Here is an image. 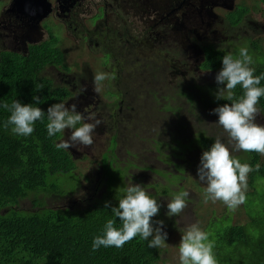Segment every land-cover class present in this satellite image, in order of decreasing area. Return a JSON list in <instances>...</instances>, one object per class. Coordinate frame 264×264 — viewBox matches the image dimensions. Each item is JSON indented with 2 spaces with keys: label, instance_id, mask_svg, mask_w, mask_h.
<instances>
[{
  "label": "flooded vegetation",
  "instance_id": "1",
  "mask_svg": "<svg viewBox=\"0 0 264 264\" xmlns=\"http://www.w3.org/2000/svg\"><path fill=\"white\" fill-rule=\"evenodd\" d=\"M13 1L0 0L1 3H8V5L4 4L0 7V52L7 51L21 56L27 55L30 46L37 44L35 43L36 32L40 30L35 27L41 26L43 32L48 36L44 41L51 38L55 40L53 44L63 53L65 64V67L46 65L42 74L53 79V82L55 81L54 77L73 81L77 77L76 71L73 70L74 67H78L77 61L67 66L65 49L58 46V44H63L59 43L57 38L53 37L50 31L41 25V21L51 18L62 27L64 41L72 39L81 43L75 57L81 56L84 52L97 54L98 61L105 68L106 74H114L116 77L115 80L106 81L107 87L104 95L94 91L91 94L74 95L75 85H60L67 91L61 102L65 101L67 104L71 98L76 97L78 111L93 112L97 110L99 119L111 129L112 134L109 137L108 145L114 141L115 155L118 143H125L123 142V136H125L128 147L124 144L123 146L129 148L127 152L131 153L129 163L138 168H140L138 163L150 166L148 168L154 167L152 163H163L158 157L150 161L149 164L146 160L134 159L135 156L139 158L145 151L138 152L140 140L134 141L133 138V136L140 137L134 129L135 124L131 117L137 113L135 110L130 112V106H134L136 109L135 104L139 99L136 98V95L144 94L147 99L162 98L164 103L160 105L159 111L176 120L180 109L169 105V100H177L179 98L178 91L182 87L180 86L181 78L176 76L178 70L175 69L174 64L189 66V70L192 72L195 71L209 77L216 70L202 67L209 62L208 56L211 50L227 54L225 52L227 49H234L238 44L247 42L251 36H254L247 34L248 30H242L244 24H248V28L254 31L260 27L259 22L253 19H248L244 23V19L248 15L249 5L247 3L249 0H48L51 12L46 18L40 20L12 11L10 5ZM253 1L261 2V0ZM243 10H247V12L242 14ZM153 49L155 50L152 51ZM149 51L152 52L145 56L144 53ZM52 71H56V73ZM192 72L187 75L189 83L193 82L191 89L202 90L210 97L207 82L204 86H199ZM83 85L84 83L79 86V89ZM134 85H137L135 91L132 90ZM168 85L170 86L167 87ZM188 94L193 95L192 91ZM104 97H106L105 101L101 102ZM188 103L189 122L187 128L182 127L187 133L180 141L182 144L177 145L178 150L175 151V156L169 155L173 162L172 165L177 166L175 173L182 177L178 178L180 181H184L186 176L191 173L189 156L200 157L202 152L207 150V142L213 143L214 141L208 127L202 125L197 130L194 129L195 114L194 109L191 108L194 102L190 100ZM155 114H157L156 110H150L144 117ZM203 123L205 124V119ZM128 125H133V131L132 129L130 131ZM66 131V137H68L71 130L66 129ZM148 141L150 148L152 147L151 152L157 155L172 151L171 146H165L161 140L151 138ZM152 144H156V146H152ZM172 146H175L174 143ZM67 151L73 159L72 152L69 149ZM103 155L104 153H102L98 165L104 172L103 189L105 190L109 187L108 179L113 185L121 179L119 184L121 188H124L127 186V175L132 172H136L137 176L144 173L128 166L126 175L117 171V176L112 177L111 171L107 172L103 169L106 168V165H111L108 164L110 154H107L102 160ZM164 166L167 170L169 169L167 165ZM152 175L153 173H148V177ZM156 180L151 177V184H155ZM164 181L167 182L165 186H158L159 188L164 187L161 193L160 191L157 193L156 188L152 185L149 187L160 196L167 194L172 183L165 179ZM98 189H100L99 185H95L94 190Z\"/></svg>",
  "mask_w": 264,
  "mask_h": 264
},
{
  "label": "trees",
  "instance_id": "2",
  "mask_svg": "<svg viewBox=\"0 0 264 264\" xmlns=\"http://www.w3.org/2000/svg\"><path fill=\"white\" fill-rule=\"evenodd\" d=\"M261 2L264 4V0ZM246 12L243 10L242 14ZM54 41L51 38L32 45L24 56L0 52V264H156L161 261L164 249L149 248L148 241L139 235L122 248L92 249L93 237L102 234L106 220L113 218L111 210L105 209V202L115 206L120 194L102 196L83 209L43 207L45 201L39 199L32 201L31 210L15 208L30 193L47 196L51 194L49 191L58 192L59 176L73 173L80 177L75 173V161L69 152L56 148L61 134L48 136L46 119L36 121L34 132L29 136L16 135L11 126L4 127L10 115L2 107L4 103L10 104L16 99L22 104H34L33 97L38 96L41 102L36 106L46 112L49 105L65 98V87L54 84L53 79L42 74L46 65L65 67L63 53L53 44ZM223 55L221 51L211 50L209 62L202 68L218 72L222 68ZM254 69V75L264 76V65ZM259 86L264 87V79ZM180 91L187 92L183 87ZM235 93L237 96L242 93L239 86ZM213 101L217 105L230 103L217 98ZM257 107L264 113V96L259 99ZM178 135L175 133L168 143L181 145ZM211 144L207 142V149ZM243 154L233 157L253 168L247 177V184L252 188L248 196L258 194L260 197L252 201L253 208H247V223L226 224L222 220L221 223L226 225L212 233L217 234L220 248H226L222 254H216V258L221 256V264H264V203L261 202L264 191L258 193L256 188V183L264 180V159L256 152ZM46 181L52 182L48 184ZM108 183L110 186L109 179ZM106 190L108 192V188ZM116 219L119 227V218Z\"/></svg>",
  "mask_w": 264,
  "mask_h": 264
},
{
  "label": "rangeland",
  "instance_id": "3",
  "mask_svg": "<svg viewBox=\"0 0 264 264\" xmlns=\"http://www.w3.org/2000/svg\"><path fill=\"white\" fill-rule=\"evenodd\" d=\"M4 4L8 5L7 2H0V7ZM247 4L249 5V10L248 15L244 19V23L248 19H253L259 22L260 27L259 29L254 31L253 29L248 28V24H244L242 30H248L247 34H253L254 36H251L249 41L238 44L234 49L229 48L225 52L232 53L234 56H238L239 48L241 46L247 47L249 50V54L253 57L254 60L252 67H256L258 65H264V4L260 1L254 2L253 0H249ZM133 11L136 12V10ZM41 25L48 29L51 35L57 38V41L59 43L63 44H58V46L60 48L62 47L63 49H65V62L67 66L72 65L75 61H77L78 63V67L73 68V70L76 71L77 75V77L73 81H65L60 79L59 77V79L54 77V84L68 86L75 85V88L73 89L74 95L80 93L91 94V92L94 91L92 79L93 75L96 72H101L102 70V72L106 73L105 68L102 64H100L101 62L98 61V55L84 52L81 56L75 57V54H77V50L80 47L81 43L76 42L72 39H70L69 41H64L65 38L63 37L62 27L57 22H54L51 18L46 19L43 22L41 21ZM35 29L40 30L36 32L37 38L35 43L42 42L48 38L47 33L43 32L41 26L35 27ZM154 50L155 49H153L152 51ZM152 51L145 52L144 55L147 56ZM167 64H169V61H167ZM174 66L175 69L178 70L176 76H178V78H181L180 86L185 88V90L187 91L183 92L179 90L178 94L180 98L173 101L169 100V105H172L173 108L178 107L180 109L176 120H173L171 117H169L170 115H164L159 111L160 105L164 103V100L160 97L147 99L144 94H138L136 95V98H139L137 103L135 104L136 109H134V106L129 105L131 107L130 112L132 113L135 110V113H137L131 116L134 121L133 124H135L134 129L140 135V137L133 136L134 141L140 140V148L138 149V152H140V150H145L142 152L143 154L139 158H136L135 156L134 159L146 160L149 164L150 161H153L158 157L161 158L160 161L164 165H167L169 167L168 170L161 163L151 162L154 165V167L151 168H148L150 167L148 165H140L138 162L137 163L140 168H138L136 165H130L129 161L131 160V153L127 152V149L129 148H124L123 146L124 144L126 147H128L125 136H123V142L125 143H118V146L115 149L117 150V153L115 155L113 150V148L115 147L114 141H111L108 145L109 137L112 134L111 129H109L108 125H106L105 122L101 120L102 123L95 129V133H93L94 142L90 147L86 148L81 145L69 148V150L72 152V157L75 161V172L77 174H80V177L74 175L73 173L59 176L58 179L60 182V189L58 192L49 191L48 193L51 194L47 196L43 193H30L27 197L20 200L18 206H15V208L31 210L32 201L34 199H39L41 201H45L42 205L43 207L64 208L67 206H71L83 209L91 203H94L95 200H99L102 196L104 198L107 194H111L112 196L119 195L121 189L119 181L121 179H119L117 185L111 184L108 187V192L107 190L103 189L104 172L102 171V169L99 168L98 164L102 153H104L102 160L105 159L107 154H110V158H108V164H111L109 166L111 170V176L113 177L117 176V171L121 172L123 175H126L128 166H132L139 172H144L138 174V176L136 172L130 173L129 175H127L126 184H128V182L131 180L133 183L136 182L141 184L142 186H148L145 187V189L148 190L150 193H153V197L156 198L158 203L160 204L159 213L152 218V223L153 226L156 227L157 221H163L162 229L167 233V238L165 241V246L163 247L164 251L161 254V261H158L156 264H180L178 251L179 241L181 239V236L183 235V230L192 223H198L200 228L206 233H208V236L212 233H216L217 231L222 230V226H225L228 222L230 224L247 223L249 221L247 208L251 206L253 208L254 206L252 201L259 199L260 197L258 194L256 195V197H252L251 195L248 196V193L252 192V188L249 187L248 184L247 190L245 192V202L239 205L233 211L229 210L222 201H212L211 199H206V185L200 182L197 176V168L200 164V157L189 156L188 160L191 162V173L186 176L184 181L178 180V178L182 177H179V175L175 173L177 166L172 165L173 162H171L169 157V155L175 156V151H177L178 148L177 146L170 145L168 143V140L173 137L175 133L179 134L178 136L182 140L184 138V135L187 133L186 130L182 129V127L187 128L189 122L187 109L189 107L188 101L190 100H193L194 102L191 108L194 109L195 114V130L200 128L202 125L208 127L211 137H213V139L217 137L221 138L222 142H224L229 147L232 156H243V153L245 152L233 150V144L229 143L228 134L216 122L218 116L212 112V109L218 106L216 104V101H213V99H216L215 93L218 88L217 82L215 81V75L217 72H214L209 77H207L195 71L192 72L191 70H189V66L177 64H174ZM52 72L56 73V71ZM189 72H192V75H194L193 77L195 81H198L197 84L199 86H204V84L207 82V85L209 86L210 97L208 96V94H206V92L202 90L197 91L191 89V86H193V82L189 83V80H187V75ZM88 78H90V80L87 81ZM83 83L84 85L81 89H79V86ZM169 86L170 85H168L167 87ZM106 87L107 83L104 82V85L97 93L100 95H104ZM220 87H222V85H220ZM136 89L137 85H134L132 90L135 91ZM191 91L193 94L192 96L188 94ZM105 98L106 97H104L101 102L105 101ZM70 100V102H68L66 106H70L73 103L77 104L76 97H73ZM150 110H156L157 114H155L154 116L144 117L148 115ZM96 111L93 112L97 115ZM83 112L87 113L90 111L86 110ZM105 118L107 119V116ZM204 119L205 124L203 123ZM256 121L257 123L264 125V113L261 110L260 114H258L256 117ZM128 127L130 128V131L131 129L133 131V125H128ZM66 134L67 131L65 130V137H62L61 134V137L58 139V142L61 138H67ZM151 138L161 140L165 146H171L172 151L165 154L159 153L158 155L156 153L151 152L152 147L150 148V143L148 141ZM119 141H122V139H119ZM152 146H156V144H152ZM260 155L261 159H264V155ZM103 169L106 171L108 169V166L106 165V168ZM145 172L153 173V175L148 177V173ZM151 177L157 179L155 181V184H151ZM164 179L172 184L170 185L167 194L160 196L154 193L149 186L152 185L156 188L157 193H159V191L161 193L164 190V187L161 186L159 188L158 186H165L167 184ZM46 182L49 184L52 181ZM95 185H99L100 189L94 190ZM256 188L258 193H262L264 191V180H259L256 183ZM181 190H187L190 193L188 197V206L184 209L182 213L179 214V216L170 217L166 215L168 211L167 201L172 193ZM261 202L264 203V197H261ZM222 220L226 222V224H222ZM217 237V234H212L211 236H209V241L212 242L214 245L213 254L214 258L217 261V264H221V256L219 258H216V254H222V252L226 248H220V244L217 241ZM246 262L249 263L251 261L246 260ZM228 264H232V262H229Z\"/></svg>",
  "mask_w": 264,
  "mask_h": 264
},
{
  "label": "clouds",
  "instance_id": "4",
  "mask_svg": "<svg viewBox=\"0 0 264 264\" xmlns=\"http://www.w3.org/2000/svg\"><path fill=\"white\" fill-rule=\"evenodd\" d=\"M221 61L222 68L215 75L218 85L215 95L217 99L230 103H223L212 109L218 116L216 122L228 134L233 150L264 155V125L256 121L260 114L257 104L264 96V87L259 86L264 76L254 75V60L247 47L241 46L238 56L224 54ZM115 78L114 74L96 72L92 78L94 92H99L104 82ZM237 86L242 90L239 96L235 93ZM33 100L34 104H22L16 99L10 104L4 103L2 107L10 113L4 127L7 129L11 126V131L16 135L29 136L34 132L36 121L46 119L49 137L57 134L65 137V130H71L67 138H61L56 143L57 149L68 150L76 145L88 148L93 144V133L102 123L94 112H80L76 104L66 106L65 101L49 105L45 112L36 106L41 102L40 98L34 96ZM252 170L251 165L241 163L233 157L229 147L217 137L202 152L197 176L206 185V199L222 201L229 210L234 211L245 202L247 177ZM189 195L187 190L172 193L167 201L166 215L179 216L188 206ZM117 201L115 206L105 202V209L111 210L113 218L106 220L102 234L93 237L94 251L101 247L122 248L137 235L148 241L149 248L159 249L165 246L167 233L162 229L163 221H157L156 227L152 223V218L159 213L160 204L144 186L130 180L126 187L120 189ZM116 218H119V227L116 226ZM213 247L208 233L198 223L188 225L179 241L180 264H217Z\"/></svg>",
  "mask_w": 264,
  "mask_h": 264
},
{
  "label": "water",
  "instance_id": "5",
  "mask_svg": "<svg viewBox=\"0 0 264 264\" xmlns=\"http://www.w3.org/2000/svg\"><path fill=\"white\" fill-rule=\"evenodd\" d=\"M10 7L12 11L38 20L46 18L51 12L48 0H14Z\"/></svg>",
  "mask_w": 264,
  "mask_h": 264
}]
</instances>
